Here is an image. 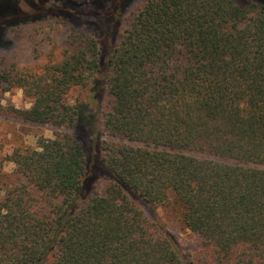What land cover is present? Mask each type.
<instances>
[{
    "label": "trees",
    "instance_id": "1",
    "mask_svg": "<svg viewBox=\"0 0 264 264\" xmlns=\"http://www.w3.org/2000/svg\"><path fill=\"white\" fill-rule=\"evenodd\" d=\"M136 1L0 0V51L70 29L61 61L0 69L32 102L0 116L59 129L0 164V264H264V0H143L124 20Z\"/></svg>",
    "mask_w": 264,
    "mask_h": 264
},
{
    "label": "rangeland",
    "instance_id": "2",
    "mask_svg": "<svg viewBox=\"0 0 264 264\" xmlns=\"http://www.w3.org/2000/svg\"><path fill=\"white\" fill-rule=\"evenodd\" d=\"M142 3L143 0L136 1L124 20H128L131 12L135 11ZM69 30L68 25L52 20L37 26L19 28L8 33L10 43L7 48L0 51V69L16 63L23 68L39 70L48 62L61 61ZM74 96H77V93ZM0 100L4 105L21 109H29L32 106L31 100L18 87H13L7 91L1 90ZM58 131L59 129L53 126L23 122L0 116V164L5 163L6 156L11 154L15 148H36L39 137L52 139ZM5 165L2 172L10 175L14 165L7 162ZM0 180L2 183L9 181L1 174ZM158 217L175 236L185 256L189 260H196L199 237L183 224L179 208L177 206L161 208L158 211Z\"/></svg>",
    "mask_w": 264,
    "mask_h": 264
}]
</instances>
